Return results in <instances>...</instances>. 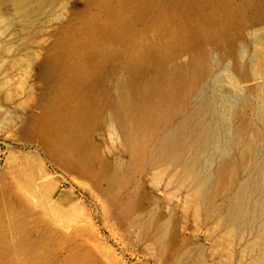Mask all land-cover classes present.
Returning <instances> with one entry per match:
<instances>
[{
  "label": "rangeland",
  "instance_id": "1",
  "mask_svg": "<svg viewBox=\"0 0 264 264\" xmlns=\"http://www.w3.org/2000/svg\"><path fill=\"white\" fill-rule=\"evenodd\" d=\"M83 2L31 1L23 17L11 0H0V139L7 149L0 166V201L25 209L16 224L2 217L0 231L6 235L0 238V247L5 243L9 251L0 256V264H26V255L17 247L24 237L40 249L48 248L44 264H60L72 252L88 254L98 264H195L199 260L202 264H250L261 250L254 239L264 228V21L249 24L234 46L233 62L243 73L239 86L227 75L222 50L208 48L210 73L191 96L188 109L174 123H187L186 144L197 136L200 139L194 141L191 151L185 149L178 162L165 164L163 173L161 166L155 165L136 177L133 188L143 193L144 207L136 215L123 218L116 211L128 195L127 188L116 202H108L91 177L63 166L46 153L38 131L22 129L23 120L39 111L36 102L43 80L35 75L41 71L37 65L45 48L55 38L56 15L64 7H80ZM97 50L105 51L100 47ZM109 78L105 88L115 95L122 76L116 73ZM229 109L249 117L259 135L246 134L241 140L231 135L233 141L226 128ZM108 116L105 111L97 120L91 134L94 141H98L96 134L110 128ZM100 137L104 142L96 143L99 157L107 161L109 169L123 170L126 151L111 143L104 133ZM231 158L236 163L235 185L216 196V212L195 210L188 197L198 177H206ZM190 163L196 170L191 177L185 170ZM61 179L66 180V186L59 187ZM239 196L243 197L238 204L245 209L246 229L229 231L226 211ZM150 215L159 223L165 221L166 228L177 225L178 242L171 254L158 253L152 245V235L138 232L139 223Z\"/></svg>",
  "mask_w": 264,
  "mask_h": 264
},
{
  "label": "bare ground",
  "instance_id": "2",
  "mask_svg": "<svg viewBox=\"0 0 264 264\" xmlns=\"http://www.w3.org/2000/svg\"><path fill=\"white\" fill-rule=\"evenodd\" d=\"M11 1L19 16L25 17L31 1L40 4L46 0ZM80 1H84L82 6L71 4L56 15L55 38L45 48L37 65L41 71L35 75L43 80L36 102L39 111L23 120L22 129L38 131L46 153L63 166L91 177L108 202H116L127 188L128 195L116 212L130 218L144 207L143 193L133 188L136 177L155 165L161 166L163 173L165 164L178 162L185 149L191 151L194 141L200 137L186 144L187 123H174L188 109L191 96L210 73V47L222 50L228 64L227 75L239 86L243 73L239 64L233 62L234 46L249 24L264 21V0ZM116 73L122 80L117 94L111 95L104 82ZM105 111L109 113L111 126L96 134L95 139L104 142L100 137L104 133L111 143L126 151L123 170L109 169L107 161L97 153L98 141L91 136ZM241 116L228 110L226 128L230 136L241 137L240 140L246 134L258 136L259 129L249 117ZM235 165L234 159H227L206 177H198L191 195L188 192L195 210L205 214L217 211L213 204L216 196L235 185ZM185 170L190 177L196 173L192 164L186 165ZM241 199L239 196L232 201L234 204L229 202L231 206L226 211L229 231L246 229L245 209L238 204ZM12 203L0 201V224L3 216L12 224L22 218L25 209ZM262 203L264 206V199ZM263 229L254 239L261 250L250 264H264ZM138 232L152 235V245L158 253L171 254L177 246V225L166 228L165 221L159 223L152 215L139 223ZM5 235V231H0L2 240ZM17 247L26 255V264H44L49 257L48 248L40 249L26 237L19 240ZM8 251L3 243L0 256ZM199 262L195 264H202ZM60 264L98 263L88 254L72 252Z\"/></svg>",
  "mask_w": 264,
  "mask_h": 264
},
{
  "label": "built area",
  "instance_id": "3",
  "mask_svg": "<svg viewBox=\"0 0 264 264\" xmlns=\"http://www.w3.org/2000/svg\"><path fill=\"white\" fill-rule=\"evenodd\" d=\"M6 144L3 140L0 139V166L3 164L4 160H5V156H6ZM66 186V180L61 179L59 181V187H64Z\"/></svg>",
  "mask_w": 264,
  "mask_h": 264
}]
</instances>
